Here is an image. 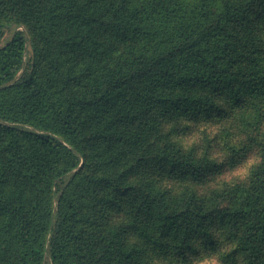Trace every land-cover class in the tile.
Here are the masks:
<instances>
[{"label":"trees","instance_id":"trees-1","mask_svg":"<svg viewBox=\"0 0 264 264\" xmlns=\"http://www.w3.org/2000/svg\"><path fill=\"white\" fill-rule=\"evenodd\" d=\"M11 27L0 264H264V0H0Z\"/></svg>","mask_w":264,"mask_h":264},{"label":"rangeland","instance_id":"rangeland-1","mask_svg":"<svg viewBox=\"0 0 264 264\" xmlns=\"http://www.w3.org/2000/svg\"><path fill=\"white\" fill-rule=\"evenodd\" d=\"M14 30L15 29L13 27L7 29V31L5 32L4 36L0 40V44H4L6 41H8L10 36H11V34H12V32ZM195 138H196V143L197 144H199V143L201 144L203 135H200L199 133H196V137ZM190 139L192 140V137ZM190 139L187 140L188 143H189ZM249 166H250V162L247 161V162H244V163L236 166L233 169L225 168L224 172L219 176V179L229 180L233 176L242 175V174H244L246 172V170H247V168ZM45 264H48V260L45 261Z\"/></svg>","mask_w":264,"mask_h":264}]
</instances>
